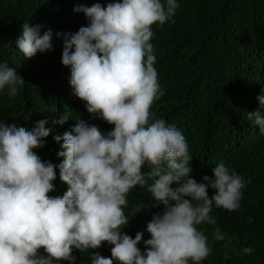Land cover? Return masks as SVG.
<instances>
[{
  "label": "clouds",
  "instance_id": "obj_1",
  "mask_svg": "<svg viewBox=\"0 0 264 264\" xmlns=\"http://www.w3.org/2000/svg\"><path fill=\"white\" fill-rule=\"evenodd\" d=\"M179 7L177 0L80 5L74 11L83 12L89 25L75 34L56 33L64 37L62 64L71 67L75 95L85 102L90 119L114 127L105 133L94 123L76 120L70 131L54 137L63 140L57 153L63 159L55 165L34 151L51 134L47 120L31 130L0 120V264H75L74 250L99 249L104 242L112 245L111 257L95 252L91 264H201L209 257L208 239L197 226L212 225L220 239L210 215L213 206L238 211L245 182L223 162L212 169L213 177L204 175L199 183L191 178L193 157L185 136L151 110L165 95L154 66L152 25L172 20ZM22 27L16 43L25 58L53 50L51 28L41 35L43 25ZM24 84L14 68L0 64V90L7 86L8 95L15 96ZM257 99L264 111V95ZM248 119L264 135L260 111ZM67 121L63 115L54 123ZM146 164L150 171L145 173ZM57 167L68 185L62 197L49 195ZM174 182L179 184L175 189ZM137 186L151 194V207L164 206L147 223V240L143 232L133 238L123 230L130 219L124 211L127 194ZM209 188L215 190L211 197ZM147 207L142 203L132 211ZM142 241L144 251L138 247Z\"/></svg>",
  "mask_w": 264,
  "mask_h": 264
},
{
  "label": "trees",
  "instance_id": "obj_2",
  "mask_svg": "<svg viewBox=\"0 0 264 264\" xmlns=\"http://www.w3.org/2000/svg\"><path fill=\"white\" fill-rule=\"evenodd\" d=\"M96 2L106 7L122 0H0V64L7 63L25 80L15 96L8 95L7 86L0 90V120L29 130L37 121L47 120L45 127L51 134L45 146L34 151L55 165L63 159L57 155L63 150V140L58 143L54 137L70 131L76 120L94 123L105 133L114 127L101 119H90L85 102L70 84L71 67L62 64L64 37L56 35L75 34L87 27L88 18L74 8L91 7ZM177 3L180 7L172 20L152 25L151 43L157 58L154 66L165 95L151 110L185 136L193 157L191 178L203 182V176L213 177L212 169L223 162L245 182L238 211L213 206L210 215L217 220L220 239L213 235L212 225L197 226L211 248L201 264H264V135L248 119V114L256 111L264 116L257 99L264 95V0ZM24 23L43 25L41 35L51 28L53 50L25 58L16 43ZM63 115L68 117L66 123H54ZM148 171L146 164L142 172ZM53 184L55 190L49 195L62 197L68 185L60 179L58 167ZM178 186L175 182L171 185L173 189ZM214 194L209 188V197ZM127 199L124 211L130 219L124 232L133 238L143 232L144 240L150 239L147 223L153 215L162 214L164 206L151 207V194L139 186L130 190ZM142 203L148 207L134 213L132 210ZM111 247L104 242L99 249L74 250L75 264H91L95 252L111 257ZM138 247L145 250L143 241ZM247 247L253 249L251 254H243ZM40 251L43 254V249Z\"/></svg>",
  "mask_w": 264,
  "mask_h": 264
}]
</instances>
